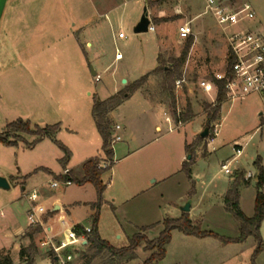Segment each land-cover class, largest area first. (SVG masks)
<instances>
[{
  "label": "rangeland",
  "instance_id": "rangeland-1",
  "mask_svg": "<svg viewBox=\"0 0 264 264\" xmlns=\"http://www.w3.org/2000/svg\"><path fill=\"white\" fill-rule=\"evenodd\" d=\"M224 3L242 14L252 13L253 21L248 28L264 32V0H224ZM148 11L155 32L136 34L135 28ZM203 0H8L5 15L0 24V134L7 126L19 121H31L32 129H45L60 125L55 138L71 153L70 166L81 162L86 150L102 151L103 139L93 117L94 99L107 100L114 94L116 76H124L127 84L118 83L121 91L136 81L153 73L159 66L179 59L187 40L181 39L180 28L190 24L194 45L182 69L183 80L176 84L177 102L181 112L190 105L198 116L187 125L175 121L165 104L157 102L169 98L163 92L162 75H152L144 85L145 104L141 93L134 94L121 109L110 115L112 131L114 122L131 120L134 131L141 134L148 128V119L154 121V130L145 142L133 146L139 150L133 156L122 160L115 158V185L120 183V172L129 166H142L149 155L159 172L165 170L169 178L156 185L151 193L133 198L120 206L117 212L109 204L100 212L99 233L111 246L121 249L129 245L130 238L138 229L149 228V241L159 238L164 226H154L165 219L179 215L181 205L187 196V204L196 208V215L203 223V230L214 232L221 237H239V223L226 210L224 197L231 177L237 171L256 174L254 162L264 158V104L257 95L223 104L219 126L220 136L212 146L213 136L202 139L208 128L206 105H214L218 91L213 95L205 93L200 83H212L216 74L228 69V44L222 28L210 15H204ZM123 33L126 39H120ZM123 59L116 60L117 53ZM91 67L102 76L97 83ZM120 91V92H121ZM154 100V101H153ZM171 106V101H169ZM150 104V105H149ZM156 107L155 115L145 114L144 108ZM156 118V119H155ZM114 121V122H113ZM155 127V128H156ZM172 130V132H170ZM19 146L9 148L0 143V177L8 180L10 189L0 188V258H11L13 264H50V247L46 246L47 234L42 225H30L26 236H19L14 242L11 237L19 225L26 224L23 213L27 199L23 187L35 169H49L28 183V192L39 185L52 181L55 174L64 171L61 160L65 153L52 139L35 148L37 137L21 134ZM202 139V140H201ZM186 141L192 143L194 154L195 193L191 196L192 185L182 171L181 156L193 157L187 151ZM120 143L114 146L118 148ZM237 147L244 148L239 162L231 166L233 174L221 172L223 163L231 162L237 155ZM200 153V157L196 159ZM73 159V160H72ZM121 159V160H120ZM76 174L81 171L78 168ZM112 173L105 175L106 183ZM253 181V180H252ZM108 185V184H107ZM79 186L61 187L53 190L63 194L68 201L86 200ZM257 186L243 189L240 206L249 218L255 215ZM80 195V196H79ZM41 203V202H40ZM47 206H49L47 204ZM45 205V207L47 208ZM146 206L157 208V217L147 219L142 212ZM50 207H48L49 209ZM79 219L85 218L84 227L90 226L86 219L87 208L77 209ZM4 214V216L1 215ZM51 214L44 216L45 226ZM43 228L34 239L28 234ZM263 251H256L259 242L250 237L244 244L224 246L220 240H207L173 233L167 256L159 264H264V222L260 229ZM57 242V241H56ZM143 243L137 251L138 258L131 262L111 260L99 256L92 264H145L155 251L147 252ZM16 250V251H14ZM84 251L69 250L72 256L69 264H86Z\"/></svg>",
  "mask_w": 264,
  "mask_h": 264
},
{
  "label": "trees",
  "instance_id": "trees-1",
  "mask_svg": "<svg viewBox=\"0 0 264 264\" xmlns=\"http://www.w3.org/2000/svg\"><path fill=\"white\" fill-rule=\"evenodd\" d=\"M194 38L189 37L187 39L185 48L179 59H171L169 64L161 65L160 58L158 68L148 76L143 77L141 80L134 82L130 86H127L125 90L112 96L111 98L102 101L100 99H94L93 117L96 123L97 130L103 139V147L101 155L98 158L87 161L82 167V174H71L69 180L76 186H85L91 184L95 187L98 195V201L92 205V209L95 214L92 217L93 233L89 238L88 244L86 245L84 257L86 258V264H92L93 261L99 256H109L111 260H117L121 262H131L138 258L137 251L143 243L146 244L145 250L147 252L155 251L149 260L145 264H159L165 260L167 256V247L172 242V234L175 231L182 233L186 236L196 237L199 239L214 238L220 240L224 245L230 244H244L250 237H254L259 242L258 255L263 251L262 239L260 236V229L264 222V164L261 157L255 161L254 166L256 168V175L254 179L257 181V198L255 202V215L253 218H249L245 215L240 207L241 202V191L244 188L251 186L252 178L247 179L246 173L237 171L231 177L232 185L225 197L226 210L231 213L237 222L240 224L241 236L237 239H230L221 237L216 233L206 232L203 230L200 222H194L189 213H184L180 219L171 220L167 219L163 222L164 230L160 234L159 238L155 241H149L144 234L147 229L141 230V233L135 235L129 242V245L125 248L117 249L111 246L106 241H103L99 235L98 227L100 222V212L103 206V195L107 189V185L103 182V177L106 173L110 172L115 166L114 161V149L112 147L113 140V125L110 115L117 110L120 106L129 100L135 93L143 89L144 85L148 82L152 75H162L163 77V92L171 101V114L175 121L179 124L189 123L195 118L192 107L189 105L184 113H178L177 107V96H176V84L183 80L182 69L189 57L190 51L194 45ZM228 73L231 72L233 65V59L228 60ZM218 88L217 101L214 105H206L207 111V126L210 128L213 136L214 127L217 122L221 120L222 106L227 100V81L213 80ZM60 130V125L50 126L45 129L38 128L37 130L32 129L30 121H19L12 123L7 126L6 131L0 134V143L7 147H16L19 141L22 140L21 134L34 135L37 140L29 144L30 148H34L37 144L42 142L44 139H52L56 145L65 153V157L61 160L63 167H66L70 161L71 153L67 147L59 142L55 138V134ZM202 140V139H201ZM193 147L188 146L187 151L189 154H193ZM194 158V154L193 157ZM103 161H110L111 167L108 169L101 168ZM194 159L189 162H185L183 166V172L186 176L193 181L192 178V167L194 165ZM195 183L193 182V188L191 196L195 193ZM43 232V228L38 226L37 229L33 230L28 237L34 239L36 234ZM77 232L79 234L84 232L83 227H78ZM0 264H13L11 258H0Z\"/></svg>",
  "mask_w": 264,
  "mask_h": 264
},
{
  "label": "crops",
  "instance_id": "crops-1",
  "mask_svg": "<svg viewBox=\"0 0 264 264\" xmlns=\"http://www.w3.org/2000/svg\"><path fill=\"white\" fill-rule=\"evenodd\" d=\"M118 77H121V80H120L121 83L125 79L124 76H116V78L114 80V94L112 96L118 94L121 91V89L119 87V83H118ZM182 81H184V80H182ZM138 93H141L143 95L145 104L148 103L146 101L147 99H151V98H148L147 96L144 95L143 89H141L140 91H138L135 94H138ZM212 95H213V92H212ZM176 96H177V100H179L178 99L177 90H176ZM165 98L163 96L162 101L158 99V101H156V103L160 102L161 104H165L166 107L170 110V103H169L170 100L165 99ZM100 100H102V99H100ZM102 101H104V100H102ZM128 101H130V99L127 100L126 102H124V104L127 103ZM178 102H177L178 111L181 112V109L179 108V103ZM122 106H120L117 110L121 109ZM157 110H159V109L156 108V107H149V108L146 107V108H144L145 114H150L152 116L156 114ZM185 111L186 110H183L182 113H184ZM197 117L198 116L195 114V118L192 121H190L189 123L195 122V120H197ZM204 117H205L206 123H207L206 115H204ZM147 119H148V124L151 127H150V129L146 128V129L142 130L141 134H138V133H136L134 131L133 127H135V125L132 123L131 120L124 119L123 122H117V121L114 122L113 121L115 126H120L121 127V131H119L118 134L122 138V141L119 142L120 146H118V148L115 147V150H114V161H115V158H117L118 156H121L122 160H126V159L130 158L131 156H133L135 153H137L139 150H141L143 147L149 146V145L146 144L145 139L147 140L148 136L154 130H157V127L156 126H155L156 128L154 127V121H156V120H153L152 117L151 118H147ZM189 123H185L183 125H187ZM31 125H32V122H31ZM170 132H172V130H170ZM216 141H217V139L215 140V142ZM43 142H44V140L42 142H40L39 144H37L35 147H37L38 145L42 144ZM214 143L212 144V146L214 145ZM140 144H143V145H141L143 147H141V149H139L137 151L136 150L133 151L132 147L133 146H137V149H138L140 147L139 146ZM191 144L192 143L186 141V145L187 146H192ZM102 147H103V143H102ZM9 148H15V147H9ZM95 148L96 149L94 151H92V152H90V150L84 151L86 156L83 157L84 159L81 162L75 164L74 166H70V162H71V160H70L69 163L67 164V166L63 167V170L69 169V170H71L72 174L73 173L76 174V172H78L76 170L81 167V171L78 173V175L82 174L83 165L87 161L96 158L93 155V153L97 152V146H95ZM237 149H241L242 150V156H243L244 148L237 147ZM101 152L102 151L98 152L99 156L101 155ZM197 153H198V155L196 156V159L200 157L199 156L200 153H199L198 150H197ZM150 155H149V158L145 162H143L142 166H138V164H135V166L131 165V166L125 168L122 172H120V183H119L118 188H116V189L114 188V185H115L114 176H115V171H116L115 170V166L110 171L112 173V178L109 181V183H106V181L104 179V177H105V175L107 173L104 175L103 182L106 185L107 184L108 185H107V189H106V191H105V193L103 195L104 203H103V206L101 208V212H103V210H105V208L109 204H112L113 211L117 212L119 210L120 206H124L125 204L129 203L130 200H132L133 198H138V197H140L142 195H146L148 193H151L156 185H158L160 183H164V182H166V180L171 178V177H168V175L166 174L165 170H163L162 172H159L158 169H156V167L154 166V161H153V159L151 158ZM241 157L237 158V155H236L235 158L233 159V161H231L232 165L237 163V162H239ZM191 159H192V157H189L188 159H186V154L181 156V160L184 163L185 162H189ZM262 160H263V164H264V158H262ZM115 165H116V163H115ZM183 166H184V164H183ZM42 170H45V172L49 171V169L44 168V167H41L39 169H35L33 171V173L31 174V178H28L26 180L27 181L26 182V186L23 187V190L25 191L23 196H24V199H27V202H28L26 204V206H25V209H23V213L26 216V224L25 225H19V227L16 228L14 235L10 238L12 242H14L15 239L17 237H19V236H26V232L28 231V229H29V227L31 225L30 221H29V215L32 212L35 204L32 203V201H30L28 199V197L31 194H33L35 191L39 192V194L41 195V198H40L38 203L40 205L44 206V207H45V205L47 206V204L49 205V206H47V208L45 207L48 210V213L51 214L50 215L51 217L48 218L49 221L46 224V226L48 228V232H50L51 229H52L53 233L60 232L61 231V226H60L61 221H66L69 226L78 225L80 227L85 228L83 226V224L85 222V218L83 219L81 217L79 219V216L77 214L78 212H76V211H78L77 209H79L80 207H83V206L86 207L87 211H88L87 215H86L87 216L86 219L90 220V222L92 223V217L95 214V211L92 209V205L95 204L98 201V195H97V191H96L95 187L93 185H91V184H87L85 186H79L78 189L82 191L81 192V194L83 193L82 196L84 198L86 196H89L88 199H86V200L83 199L82 201H68V200H66L64 198L63 194H58L57 192L53 191L55 189H52V188L49 187V183L51 182L50 180H48L47 183L45 182L44 184L39 185L38 187L36 186L31 193L28 192V183H29V181H31L35 177H39V175L41 173H43ZM221 172H222V170H221ZM242 172H245V171H242ZM62 173H63V171L55 174L56 178L59 177ZM255 175L256 174H254V173H246V177L247 178L250 177V178L253 179V181L251 183V186L248 187L249 189L252 188V187H254L256 189L257 181L254 179ZM196 177H198V175L194 174V168H192L193 181H191L189 179L192 186H193V182L196 184V182H195V178ZM231 185H232V180L230 181V183H229V185L227 187L226 195H227ZM74 186H76V185H73L72 187H74ZM248 188H244V189H248ZM68 189L69 188H66L65 190H68ZM226 195H225V197H226ZM225 197H224V205H225ZM185 198L186 199H184V204L187 202L188 197L186 196ZM256 198H257V195L255 197V202H256ZM241 200H242V195H241ZM184 204L181 205V210H179V215H177V217H174V218L172 217V218H168V219H171V220L180 219L182 217V215L184 214V212H183ZM48 207H50V208L48 209ZM196 208L197 207H194V205L192 204L191 212L189 213V215H190L191 219L194 222L203 223L202 220H200L198 218V216L196 215ZM241 209H242V207H241ZM242 211H243V209H242ZM142 214L147 216V219L151 220V219L157 217V208H153V206H146V208L144 209ZM1 215L4 216L3 213H1ZM253 217H251V218H253ZM165 220H167V219H165ZM162 224L163 223L160 222V223L155 224L154 226L160 227V226H162ZM90 226H92V224ZM90 226H87V227H90ZM202 227H203V225H202ZM239 229H240V224H239ZM98 230H99V227H98ZM162 232L163 231H161V233ZM175 232H178V231H175ZM175 232H173V233H175ZM139 233H141L140 229H138V232L135 235H137ZM212 233H214V232H212ZM144 234L149 238V236L146 234V232ZM99 235H100V233H99ZM135 235H133L132 238ZM172 236H173V234H172ZM240 236H241V232H240ZM100 237H101V235H100ZM239 237H235V238L234 237H230V239H237ZM226 238H229V237H226ZM101 239L103 241H106L107 243H109L107 240L103 239L102 237H101ZM197 239H199V238H197ZM207 239H211V238H206V239H201V240H207ZM130 240H131V238H130ZM3 248H5V246L0 247V250L3 249ZM14 251H16V250H14Z\"/></svg>",
  "mask_w": 264,
  "mask_h": 264
},
{
  "label": "built area",
  "instance_id": "built-area-1",
  "mask_svg": "<svg viewBox=\"0 0 264 264\" xmlns=\"http://www.w3.org/2000/svg\"><path fill=\"white\" fill-rule=\"evenodd\" d=\"M205 4L204 15L212 16L217 24L222 28L227 38L229 58L233 59L231 72L216 74L215 80L227 81V100L237 101L257 95L261 98L264 104V32L254 30L246 26L247 22L253 21L255 15L240 14L237 9L230 7L224 3V0H203ZM149 31L155 32L153 24L150 25ZM192 33L190 24H186L180 28L181 39L187 40ZM120 39H126L123 33L119 34ZM123 59V55L118 52L116 61ZM102 76L97 74L95 81L101 82ZM180 83V82H178ZM200 87L208 95H211L213 90L218 88L213 81L212 83L203 81ZM261 116H264V112ZM121 131L120 126H115L113 131L112 147L122 141L118 132ZM219 126L213 131L212 143L219 137ZM237 158L242 156V150L236 149ZM232 162H225L221 166V170L225 175L231 176ZM103 169L111 167L110 161H103L101 166ZM71 170L65 169L63 173L49 183L52 189L61 187L69 188L73 186V182L69 180ZM247 178V177H246ZM247 179H250L247 178ZM41 198L39 192L35 191L28 199L35 204L32 212L29 215L31 225H42L45 227L47 234L46 246L50 247L52 252L50 264H69L72 256L67 257L66 252L69 250L84 251L88 244L89 238L93 233V227H85L84 232H77L78 225L69 226L66 221H61V231L53 233L52 229L48 232L47 226L44 223V216L49 214L48 210L38 202ZM57 241V242H56Z\"/></svg>",
  "mask_w": 264,
  "mask_h": 264
},
{
  "label": "water",
  "instance_id": "water-1",
  "mask_svg": "<svg viewBox=\"0 0 264 264\" xmlns=\"http://www.w3.org/2000/svg\"><path fill=\"white\" fill-rule=\"evenodd\" d=\"M7 3L8 0H0V24L2 21V18L5 14V10L7 7ZM151 20L149 19L148 16V11L147 9H145V13L142 17L141 22L138 24V26L135 28V33L136 34H142V33H148L149 32V27L151 25ZM92 70V74L93 76L97 75V72L91 67ZM127 80L123 81V84H127ZM262 115V114H261ZM210 134V128H206V130L202 133L201 138L202 139H206ZM0 188L5 189V190H9L10 189V185L7 179L0 177ZM183 212L184 213H190L191 212V204H187L184 208H183Z\"/></svg>",
  "mask_w": 264,
  "mask_h": 264
}]
</instances>
